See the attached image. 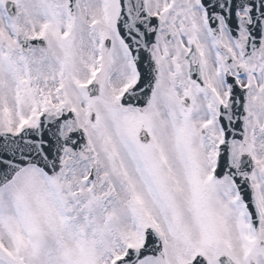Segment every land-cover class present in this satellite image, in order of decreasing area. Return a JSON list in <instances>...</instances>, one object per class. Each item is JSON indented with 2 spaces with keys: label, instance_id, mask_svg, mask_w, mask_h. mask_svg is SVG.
Masks as SVG:
<instances>
[{
  "label": "snow or ice",
  "instance_id": "1",
  "mask_svg": "<svg viewBox=\"0 0 264 264\" xmlns=\"http://www.w3.org/2000/svg\"><path fill=\"white\" fill-rule=\"evenodd\" d=\"M0 264H264V0H0Z\"/></svg>",
  "mask_w": 264,
  "mask_h": 264
}]
</instances>
